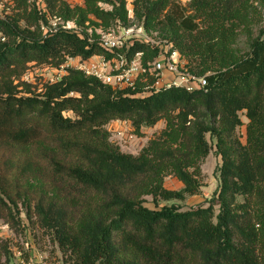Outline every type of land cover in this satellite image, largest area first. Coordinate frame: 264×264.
<instances>
[{"label": "trees", "instance_id": "obj_1", "mask_svg": "<svg viewBox=\"0 0 264 264\" xmlns=\"http://www.w3.org/2000/svg\"><path fill=\"white\" fill-rule=\"evenodd\" d=\"M5 1L15 10L0 14L5 222L24 230V213L51 234L66 264H264V30L248 53L229 49L251 0H189L185 8L175 0H134L145 29L157 27L183 53L206 57L190 67L207 77L206 88L164 87L146 96L138 95L140 87L113 88L77 69L41 88L24 81L30 64L58 68L67 57L106 53L86 30L81 37L53 28V18L98 21L108 29L127 22V0H83L82 6L42 0L43 8L31 0L0 4ZM130 51H143L145 60L157 53L140 42ZM241 111L249 119L246 143L238 134ZM117 120L136 134L161 120L167 125L134 155L111 139ZM214 147L222 159L216 200L187 210L145 204L147 196L158 202L199 194L200 163ZM166 174L183 187L167 189ZM2 252L9 264L11 253L5 246Z\"/></svg>", "mask_w": 264, "mask_h": 264}, {"label": "rangeland", "instance_id": "obj_2", "mask_svg": "<svg viewBox=\"0 0 264 264\" xmlns=\"http://www.w3.org/2000/svg\"><path fill=\"white\" fill-rule=\"evenodd\" d=\"M36 1L41 8L44 7L42 0H31ZM134 0H127V10H128V20L124 24L125 26H143L139 22L134 14ZM180 7L185 8L188 6L189 0H175ZM77 4V3H75ZM176 4V5H177ZM77 5H84L83 0H79ZM101 7L106 9H111L109 5L99 4ZM14 5L5 1L4 4L0 6V11L3 17L6 14L13 15L15 14ZM250 6L252 7L249 10L248 18L242 23H239L235 27L234 37L232 44L229 45V49H233L238 55L246 54L250 51V46L253 41L260 36L262 30H264V0H251ZM73 23L78 26L82 31L89 28L93 29L95 33L96 28H100V22H92L91 24L87 22L85 25H80L76 20ZM53 26V20L51 21ZM116 24H113L110 28H116ZM102 27V26H101ZM145 28V27H144ZM202 28H204L202 26ZM109 29V28H108ZM117 29V28H116ZM147 30V29H146ZM162 30L157 27H150V30L147 32L151 33L157 38H167L170 39L168 34L161 32ZM168 33V32H167ZM202 34L200 33V36ZM171 40V39H170ZM183 56V66L185 69L190 71V67H198L199 63L203 62L202 59L206 57H197L193 58L192 56L183 53L179 50ZM210 59H208V62ZM30 69L27 74L24 76V81L31 83L35 88H41L42 82H53L57 81L58 77H62L68 74L69 69H74L73 67L69 68L66 71L57 73L53 70V67L48 65H35L30 64ZM198 71V70H197ZM196 71V72H197ZM198 73V72H197ZM213 73L209 71L206 75ZM199 74V73H198ZM243 125L239 127L238 134L243 143H246V127L249 123V119L246 116V111L240 112ZM167 125L166 120L159 121L154 127L144 128L141 134H136L133 126L131 125H120L126 128V132L121 137L116 136L114 131H112L111 139L117 145L120 146L122 151L127 153H132L138 155L142 149L148 144L151 139L158 138L161 133L165 130ZM133 133V139H130L129 135ZM208 137H210L208 135ZM222 159L217 153V149L214 147L211 153L201 161V176L200 182L202 184L201 192L194 196H189L186 200H170V201H153L151 196H147L145 204L151 209H157L163 205H175L182 210H187L190 208L197 207L199 205L208 206L212 201L216 200L219 187V168L221 166ZM164 185L167 189L170 190H179L183 187V183L178 180L172 174H166L164 176ZM218 213V206H217ZM23 225L26 226L24 230H14L10 225L5 222V220L0 216V250L2 246L8 248L11 253L9 264H23L27 261L32 260L33 264H66L64 262V254L58 246L57 242L52 240L51 234L45 232L38 225H32L26 219L24 213L21 214ZM3 255L0 257V264H8L6 260V255L2 252ZM1 253V254H2Z\"/></svg>", "mask_w": 264, "mask_h": 264}, {"label": "built area", "instance_id": "obj_3", "mask_svg": "<svg viewBox=\"0 0 264 264\" xmlns=\"http://www.w3.org/2000/svg\"><path fill=\"white\" fill-rule=\"evenodd\" d=\"M62 1L72 6L79 3V0ZM73 22L55 17L53 18V28L61 26L67 30H74L84 37L83 31ZM116 25L117 29H103L101 26L96 28L97 39L93 36L92 28L86 30L88 41L92 43L98 40L106 53L87 59L67 57L64 64L53 68V70L63 75V71L75 66L74 69L82 71L87 77L96 78L113 88L138 90L140 87L138 95L141 96H146L164 87H181L187 91L207 87L206 76H199L184 68L183 56L173 41L167 38H157L142 26H125L120 21ZM0 41H5V37L1 33ZM135 42L156 49V55L150 60H145L143 51L131 54V46ZM62 77H58L57 80ZM53 82L55 81L53 80ZM128 124L127 121L117 120L111 124V129L114 134L116 133V136L121 137L126 132V128L120 125L126 127ZM129 137L133 139V133ZM23 264H33V262L30 260Z\"/></svg>", "mask_w": 264, "mask_h": 264}]
</instances>
